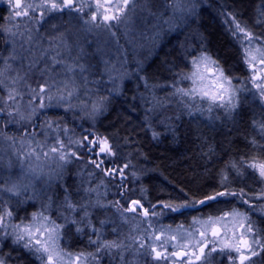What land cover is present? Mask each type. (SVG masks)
Masks as SVG:
<instances>
[{
    "label": "rangeland",
    "instance_id": "obj_1",
    "mask_svg": "<svg viewBox=\"0 0 264 264\" xmlns=\"http://www.w3.org/2000/svg\"><path fill=\"white\" fill-rule=\"evenodd\" d=\"M258 1L259 3L255 1V5L258 3V6H264V0ZM22 2L37 5L42 3V0ZM87 2L90 0H74L77 5ZM205 7V0H135L126 10V22L108 29L104 26L96 27L91 22V11L87 7L83 11H49L37 8L35 12H29L27 17H13L9 20L12 13L9 2L0 0V9L3 12L0 15V109H3L0 111V188L16 185L20 193L17 196L6 191L0 192V199L12 207L9 210L13 211V222H27L32 213L44 212L57 223L65 225L61 230L60 247L73 254L84 253L85 264H99L100 260L96 255L100 256L103 252L116 255L110 259L109 264H166L165 261L153 259L152 246L160 244L166 237L184 235V240L169 243H189L191 250V246L200 239L198 231L195 232L194 238L187 237V231L193 227L200 228L199 224L193 225V219L204 220L209 216H221L232 208L246 212L255 230L264 237L260 226L264 222V211L261 210V207H264V199L253 198L264 189V182L260 181L251 169L244 170V175L249 176L248 173H252L257 181L256 186L253 185L248 191L244 190L248 194L246 198L253 205L251 208L237 197L229 196L219 198L218 205L214 207L193 204L181 210L184 214L182 217H176L180 211L172 212L161 204H155L154 211L160 215L150 216L145 220L142 212L135 214L124 211L134 198H130V183L131 187L136 188L138 195H143L141 188L136 184L140 177L137 173L129 171L130 163L127 162L128 167L124 169L123 177L116 173L112 176L104 174L105 169L118 168L114 163L116 154L97 156L98 146L84 141L87 147L77 148L75 144L70 145L71 150L77 151L79 158L71 157L68 163L58 159H46L42 152L40 160L35 156L23 161L20 159V154H27L30 148L36 147L37 142L45 145L46 151L47 146L55 144L57 137L66 145L70 141L82 140L85 137L81 131L82 126H86V131L89 132L86 136L89 140L104 138L96 133L94 126L99 118L105 115L109 99L119 97L127 84H131V89L134 88L135 81L144 85L141 81L142 70L156 52L165 46L168 39L178 36L179 40H182L188 27L200 36L199 22H194L198 20V10ZM243 18V23L234 17H228L226 20V23L231 25L230 37L238 50L240 71L238 75H230L226 71L225 73L234 78V86L245 89L238 93L237 108L225 111L223 108L213 107L209 112L207 101H202L199 97L190 100L175 94L177 87H191L190 81L180 79L182 72H177L175 82L164 90L168 92V97L165 98L166 106L161 108V111H164V119L158 120L155 117L157 126L166 129L165 134L170 133L168 128L172 126L171 123L179 121L181 114L183 118L193 120L192 125L196 130L205 129L208 133L216 135L226 134L228 127L235 124L241 109L251 112V108L256 110L251 120L254 138L264 143L258 130L253 127V121L264 120V102L260 99L259 91L253 87L251 71L244 63L243 49L237 39V35L242 34H233L236 21L264 40V23H257L258 19L264 20V16L250 15ZM9 28L17 33L15 37L6 31ZM259 43L260 41H255L252 47L258 46ZM202 53L213 58L204 45L182 46L180 54L183 72L190 71V61ZM42 85L48 89L42 94L45 104L48 105L45 108H39V96L33 99ZM70 90L73 91V96L64 101L58 100L61 91L67 97ZM13 91L14 102L8 100L9 92ZM48 95H52L54 99L49 101ZM94 105L98 106L95 112ZM154 110V107L147 109L148 112ZM17 111L23 114L25 119L21 120ZM9 112H12V116H9ZM61 116L64 120L66 117L67 120L75 122L76 129L80 130H73L65 121H60ZM49 121L52 122L51 127L48 126ZM153 136L158 137L160 134ZM100 159L105 161L104 165L107 162L108 165L97 169L91 161ZM233 163H237L235 158L227 165L226 172L230 170L236 178L238 174L232 167ZM227 177L224 183L234 179ZM66 200L76 206V211L68 210ZM117 201H120L118 206ZM144 207L152 210V205ZM85 212L88 214L86 217ZM73 219L79 224H72ZM77 226L83 231L77 232ZM215 227L224 231L222 225ZM228 227L232 231L227 232L226 238H232L233 232L239 237V223L233 225L229 221ZM93 228L99 231L102 242L115 241L120 247L101 248L97 251L98 245L90 243V240L97 239ZM161 230L164 235L161 236V241H156L155 236L161 234ZM71 238L76 241L87 239L89 247L95 250V255H88L91 253L74 247ZM211 238L210 226L209 239ZM1 241H9L11 245L24 250L36 264H41L36 253L13 243L11 237L0 239ZM141 244L147 247H141ZM158 250L164 251L162 248ZM168 250L172 251L171 248ZM228 255L227 252L216 251L208 258L206 264H229ZM231 255L236 256V253ZM0 258L5 264H9L4 257ZM175 259L172 257V260ZM252 261L254 264H264V252L252 257ZM167 264H171V261Z\"/></svg>",
    "mask_w": 264,
    "mask_h": 264
},
{
    "label": "trees",
    "instance_id": "obj_2",
    "mask_svg": "<svg viewBox=\"0 0 264 264\" xmlns=\"http://www.w3.org/2000/svg\"><path fill=\"white\" fill-rule=\"evenodd\" d=\"M205 1L206 7L198 10V20L194 22H199L201 37L188 27L182 40L178 36L168 39L142 70L141 81L144 85L137 81L133 83V89L129 88L131 84L125 85L119 97L109 99L105 115L94 126L96 133L111 144L116 154L115 165L123 168L128 162L129 171L140 177L136 184L143 195H138L131 183L129 192L130 198H138L144 206L164 203L176 205L185 200L193 202L203 199L205 195L223 191L225 186L229 191L237 192L242 188L248 191L257 185L250 173L249 176L243 174L234 178L233 172H226L232 158L239 163L241 158H249L261 152L251 143L254 138L251 120L255 109L250 108L251 112L241 109L235 124L227 126L229 131L226 134L219 135L208 133L205 129L196 130L192 125L193 120L183 118L182 114L179 121L171 123L168 134L155 121V117L158 120L164 119L161 108L166 106L165 98L168 97L165 88L175 82L177 72L184 70L180 54L182 46L204 45L226 72L238 75V50L230 37L231 25L226 20L234 17L243 23V17L262 16L264 11L262 6H258V0L256 5V0ZM149 107L155 110L148 112ZM59 120L65 121L73 130H80L76 129L75 122L66 117L64 120L61 116ZM86 130V126H82L81 131L85 136L89 133ZM155 134L160 136L154 137ZM107 165L108 162L104 166ZM225 175L234 179L224 183ZM216 205L217 200L204 204L207 208ZM5 206L12 208L0 199V209ZM181 210L176 217L184 215ZM193 210L196 211L195 207ZM260 226L264 232V222ZM71 240L74 247L95 255L87 239ZM115 256L111 252H103L100 256L97 254L96 258L100 260L99 264H109ZM0 257L7 259L9 264H36L24 250L11 245L9 241L0 242Z\"/></svg>",
    "mask_w": 264,
    "mask_h": 264
},
{
    "label": "snow or ice",
    "instance_id": "obj_3",
    "mask_svg": "<svg viewBox=\"0 0 264 264\" xmlns=\"http://www.w3.org/2000/svg\"><path fill=\"white\" fill-rule=\"evenodd\" d=\"M9 5L12 9L11 20L13 17H27L29 12H35L37 8L63 11L64 9L83 11L85 7L91 11V22L96 27L104 26L108 29L119 25L120 23L126 22L127 9L130 4H134L135 0H90V2L84 4H75L74 0H42V3L33 5L32 3H24L22 0H8ZM264 7V6H262ZM94 8V10H93ZM44 15L42 11L41 16ZM264 16V11L261 13ZM88 23V21H85ZM235 31L234 35H237V39L241 43L243 49L244 63L248 66L251 71V82L254 88L259 91V96L262 102H264V40L261 37L255 35L253 32L247 30L246 27L241 26L239 22L234 21ZM257 23H264V20H257ZM18 27V25H17ZM6 31L15 37L16 32L12 31L11 28ZM22 35V33H21ZM30 38V37H29ZM255 41H260L259 45L252 47ZM191 70L188 72L180 73V79L188 80L191 82V87L188 88H176L175 94L181 97H188L190 100H194L199 97L202 101L208 102V111L211 112L213 107L223 108L225 111H233L237 108V96L240 91L245 89L238 88L233 85V77L227 75L225 70L220 66L219 62L212 58L208 54H201L200 56L193 57L190 61ZM71 70V69H69ZM2 74V73H0ZM67 87V86H66ZM46 86H41L39 93L33 96L36 99L39 96L40 104L39 108H45L48 105L45 104V97L42 95L47 91ZM73 91H68L67 97L63 95V91L58 96L59 101H64L66 98L73 96ZM49 101L53 100L52 95H48ZM8 100L15 101V94L9 92ZM71 106V105H70ZM98 106H93V111H97ZM3 111V109H0ZM35 109L33 111V114ZM12 116V112L8 113ZM20 119L23 120L25 117L23 114L17 111ZM52 122H48V126L51 127ZM253 127L258 130V134L261 140H264V120L253 121ZM65 131H67L65 129ZM8 139H12L8 137ZM98 146L99 151L96 153L97 156L101 155H114L112 146L109 144L106 138L97 137L95 140H89L87 136L83 137L82 140L70 141L68 145L64 143L59 137L56 138L55 144L47 146L45 151V145L36 143L35 148H30L27 154H20V159L23 161L35 156L37 160L41 159V152L43 157L46 159H58L63 163H68L71 157H78L76 150H71L70 145L75 144L77 148L87 147V144ZM31 143V142H30ZM251 143L254 148L261 150L260 154L249 157L241 158L239 163H233L232 167L237 170L238 175H243L245 169H251L252 172L257 175L260 181L264 182V143H260L255 138L252 139ZM39 149V151H37ZM95 150V149H93ZM91 163L95 165L97 169L103 167L105 161L103 159L92 160ZM128 165L125 164L123 168H108L104 170L106 176H112L114 173L119 174L121 177L124 175V169ZM35 171V169H33ZM228 177L225 175L223 181H227ZM223 183V182H222ZM9 192L13 195H19V189L16 185H12L8 188H0V192ZM123 195V193H121ZM247 193L244 189H240L239 192L229 191L225 186V190L216 191L213 194L205 195L203 199L189 202L185 200L184 203L173 205L172 203H164L163 208L169 209L172 212H179L182 208L193 206V204H206L210 201H216L221 197H237L242 201L243 204L248 205L249 208L253 207L249 199H247ZM256 200L264 199V189H262L254 197ZM117 206L120 201L116 202ZM66 206L70 211H76V206L66 200ZM156 205H152V210L144 207L140 200H132L131 203L124 208L125 212H131L140 214L142 212L145 220L151 217H157L160 213L154 211ZM264 211V207H261ZM85 212V217L87 216ZM84 217L81 218L83 220ZM229 221L233 223H239L240 235L235 236L233 232L232 238H226L227 232L232 231L228 227ZM72 224L78 225L79 222L76 220L71 221ZM151 224V222H149ZM199 224L200 228H192L187 231L188 238H194L195 232H199V240H196L195 244L191 246L189 243H172L169 241H182L185 239L184 235H172L166 237L160 244L152 246L151 252L154 253L153 259L156 261H171V264H206L208 258L212 253L219 251L221 253L227 252L229 264H254L252 257H255L264 252V237H261L255 230L253 222L246 212H242L237 208H232L230 211H225L221 216L212 217L209 216L207 219L201 220L194 218L193 225ZM216 225H222L224 231L222 232ZM211 226V239H209V227ZM65 225L57 223L56 220L51 219L45 215L44 212H34L31 215L30 220H21L19 223L13 222V211L9 210L6 206L0 209V239H6L11 237L13 243L22 245L23 248L36 253L37 259L41 261V264H85L86 256L84 253L73 254L66 252L60 247V240L62 236V229ZM76 231L80 232L83 229L79 226L76 227ZM92 231L97 235L96 240H90V243L97 244V251L101 248H118L120 247L115 241H101L99 231L95 228ZM164 235L163 230L161 234L156 235V241H161V236ZM151 237H148L150 239ZM211 246V247H210ZM141 247H147L141 244ZM164 249L160 251L158 249ZM171 248L172 251L168 249ZM179 248L181 250L177 251ZM259 249V251L257 250ZM235 252L236 256L231 255ZM198 253V254H197ZM91 255V254H88ZM175 257V260H172ZM0 264H5L4 260L0 258Z\"/></svg>",
    "mask_w": 264,
    "mask_h": 264
},
{
    "label": "flooded vegetation",
    "instance_id": "obj_4",
    "mask_svg": "<svg viewBox=\"0 0 264 264\" xmlns=\"http://www.w3.org/2000/svg\"><path fill=\"white\" fill-rule=\"evenodd\" d=\"M2 13H3V12H2V9H0V15H2ZM250 175L253 176V178H254V175H253L252 173H250ZM254 179H255V178H254ZM255 181H256V180H255ZM256 184H257V181H256ZM263 217H264V216H263Z\"/></svg>",
    "mask_w": 264,
    "mask_h": 264
}]
</instances>
